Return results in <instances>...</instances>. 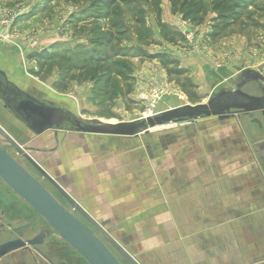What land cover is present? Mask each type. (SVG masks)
<instances>
[{"label": "rangeland", "instance_id": "rangeland-1", "mask_svg": "<svg viewBox=\"0 0 264 264\" xmlns=\"http://www.w3.org/2000/svg\"><path fill=\"white\" fill-rule=\"evenodd\" d=\"M97 1L0 0V67L10 80L52 105L67 108L86 125L132 122L156 116L171 107L205 104L219 92L236 90L243 80V71L264 67V3H257V0L244 8L239 22L222 36L213 38L210 35L214 14H209L202 25L194 26L183 21L179 14H171L169 1L161 0L158 18L170 29L168 39L162 37L157 15L149 8L147 0H114V4L106 8ZM258 8L262 9L261 13L257 12ZM254 12L257 15L253 16ZM141 35L144 40L139 42ZM171 38L175 39L174 42ZM87 51L103 60L98 70L89 58L84 57L82 52ZM52 53L55 58L50 66L40 67L44 63L38 60V56ZM142 54L159 56L171 63L164 67L160 59L151 60ZM259 57L262 61L256 59ZM66 58L72 59L78 67L62 79ZM58 63L63 66L59 67ZM81 68L87 70L85 75L79 72ZM238 68L242 70L237 71ZM107 69L110 82L105 83L104 77L98 81L100 74ZM39 70L38 77L35 74ZM142 74L151 75L145 79ZM187 81L189 85L185 84L183 91L180 85ZM242 91L260 95L255 84L244 86ZM260 121L259 114L250 113L225 121L216 117L202 119L192 125L223 127L227 136L226 157L250 159L256 155L251 153L246 132H257ZM0 126L90 213L82 201V191L76 186L75 172L84 168L74 162L63 163L59 151L50 153L54 145L51 132L34 137L3 109L1 103ZM176 127L171 124L151 132L166 133ZM0 146L9 147L1 136ZM66 153L72 156L70 151ZM150 169L147 166L146 172ZM147 203L150 205V200ZM0 211L8 214L3 220L4 227L0 229V244L17 237L28 238L36 230L32 228L24 235L12 232V228L36 218V214L1 180ZM130 212H127L129 222L116 220L117 217L111 214L94 217L102 224L104 234L121 244L140 264H162L155 259V254L166 251L168 257L169 246L143 244L139 239L143 232L139 231L138 223L132 221L138 216ZM128 227L132 229H125ZM45 230L49 232V239L58 242L57 249L64 256L52 255L56 264H87L75 257V251L50 227L45 225ZM174 251L177 253L175 247ZM43 252L51 254L53 250L48 248ZM179 252L181 264H184V247ZM0 264L44 263L33 253L20 251L5 256Z\"/></svg>", "mask_w": 264, "mask_h": 264}, {"label": "crops", "instance_id": "crops-1", "mask_svg": "<svg viewBox=\"0 0 264 264\" xmlns=\"http://www.w3.org/2000/svg\"><path fill=\"white\" fill-rule=\"evenodd\" d=\"M251 69L264 76V67ZM150 75L142 74L145 79ZM260 119L257 132H246L256 155L250 159L227 158L223 127L203 126L149 131L152 158L138 137L91 138L67 131L51 132L49 151H59L63 163L83 166L75 172L76 186L93 216L111 214L129 222L131 210L138 216L132 221L143 232V244L169 246V258L166 251L155 254L160 263L181 264L184 247V264H264V117ZM69 151L72 156L66 155Z\"/></svg>", "mask_w": 264, "mask_h": 264}, {"label": "water", "instance_id": "water-1", "mask_svg": "<svg viewBox=\"0 0 264 264\" xmlns=\"http://www.w3.org/2000/svg\"><path fill=\"white\" fill-rule=\"evenodd\" d=\"M243 80L234 91H222L205 104L182 105L146 116L132 122L115 124L84 125L68 109L49 105L23 89L7 76L0 67V103L34 137H41L46 132L67 131L86 136H110L131 138L138 137L146 146L151 141V130L167 125L189 129L198 120L216 117L219 121L235 116L259 113L264 117V77L260 72L246 70ZM248 84H255L260 95H250L242 91ZM69 124L66 128L64 125ZM0 136L14 149L0 146V180L25 204H27L55 232L61 241L71 247L87 264H140L121 244L112 237L95 235V232L83 221L69 212L55 197L58 194L87 224L95 229H102L93 215L72 194L60 185L37 160L0 126ZM148 141V142H147ZM16 151V152H15ZM38 173L32 175L27 162ZM23 166H21V165ZM57 192V194L55 193ZM55 196H53L52 194ZM18 229H13L16 232ZM46 233L22 240L14 239L0 244V260L19 250L41 246ZM108 238V243L106 242Z\"/></svg>", "mask_w": 264, "mask_h": 264}, {"label": "trees", "instance_id": "trees-1", "mask_svg": "<svg viewBox=\"0 0 264 264\" xmlns=\"http://www.w3.org/2000/svg\"><path fill=\"white\" fill-rule=\"evenodd\" d=\"M160 1L161 0H147V2L150 3L149 8L153 12H155L157 15L156 16L157 25L161 30L162 37L164 39H168L169 37L168 33L170 29L167 26L163 25L158 18V14L160 12V7H159ZM168 1L170 3L171 14L173 15L179 14L183 21H188L194 26L202 25L205 22V19L207 18L209 14H214L215 17L212 20L214 23L213 32L210 35L212 38L222 36L226 32V30H228L234 24L239 22L241 20V12L244 10V8L245 7L248 8V6L251 3L255 2V0H250V2H247L246 0H168ZM97 2L102 3L104 5V8L109 7L110 5L114 4V0H98ZM260 2L264 3V0H257V3H260ZM261 11L262 9L258 8L257 12L261 13ZM257 12H254L253 16L257 15ZM172 35L175 36V34H172ZM138 40L139 42L144 40L142 35L141 37L139 36ZM174 40H175L174 38H171V41L174 42ZM82 53L83 55H85L84 56L85 58H89V60H91V62H93V64L97 66L96 67L97 70L99 69L101 65H103L102 64L103 60H101V58L95 57L94 52H93V55L91 54V52H88V51L82 52ZM54 55H55L54 53L39 55L38 60L44 63V64H41L40 67H42V65L50 66V64L55 58ZM144 56L151 60L160 59L164 67H166L169 63H171V62H168L167 60L165 61L159 56L157 57L147 56V55H144ZM65 64H66L64 67L65 72H64V76H62V79H64L66 75L71 73L72 72L71 70H74L76 69V67H78L76 64L72 62V59L70 58H66ZM58 65L59 67H62L63 63L62 64L58 63ZM79 72L82 73V75H85L87 73V70L85 68H81L79 69ZM108 74L110 75L109 69L105 70L104 73L100 74L101 78H99L98 81L99 80L101 81L104 77L105 83L110 82ZM35 75L39 77L40 70ZM114 76H119V74H114ZM98 81L96 80V82ZM57 84L58 83L54 84V86H57ZM185 84L189 85V82L187 81L186 83L180 85L183 91L185 90Z\"/></svg>", "mask_w": 264, "mask_h": 264}, {"label": "flooded vegetation", "instance_id": "flooded-vegetation-1", "mask_svg": "<svg viewBox=\"0 0 264 264\" xmlns=\"http://www.w3.org/2000/svg\"><path fill=\"white\" fill-rule=\"evenodd\" d=\"M18 85V84H17ZM20 86V85H19ZM21 87V86H20ZM23 89V91L33 95L34 93H32V91L30 90H25L23 87H21ZM34 96V95H33ZM35 97V96H34ZM37 98V97H36ZM40 100V99H39ZM42 101V100H41ZM43 102L49 104V105H52L46 101L43 100ZM53 106H59V105H53ZM59 107H62V106H59ZM83 123V122H82ZM84 124V123H83ZM86 125V124H84ZM66 128H69L70 125L69 124H65L64 125ZM9 145V144H8ZM10 148H12L10 145H9ZM5 149V148H4ZM13 149V148H12ZM6 150V149H5ZM14 150V149H13ZM16 152V151H15ZM20 155V154H19ZM23 159L24 157L22 155H20ZM25 160V159H24ZM26 161V160H25ZM27 162V161H26ZM27 166H29V169H26L31 175L32 173L29 171L31 170L33 173H36L38 174L33 168L32 166L27 162ZM21 165V164H20ZM40 165V164H39ZM22 166V165H21ZM41 166V165H40ZM23 167V166H22ZM42 167V166H41ZM55 193L57 194V192L55 191ZM52 194V193H51ZM53 195V194H52ZM54 196V195H53ZM57 197H55L69 212H71L74 216H76L79 220L83 221L87 226H89L94 232H95V235L96 236H102V233H105V231L103 230V227L101 226V230L99 229H95L94 227H92L91 225L87 224L73 209H71V207L57 194L56 195ZM31 209V208H30ZM32 210V209H31ZM9 210H7L6 213H8ZM33 211V210H32ZM5 211H0V221L2 223H0V229L2 227H4V224H3V220L5 219V217H7L8 214H6ZM36 214V213H35ZM38 215L36 214V218H32V219H29L27 220L26 222L20 224L19 226H17L16 228H12L13 229H18L16 232H13V233H16V234H20V235H24L25 232L27 231H30L32 230V228H36V230L33 232V234L29 235L28 238H21V237H17L15 239H22V240H26V239H30V238H33L35 236H37L40 232L41 233H46V237L43 241V244L41 246H37V249L40 251V253H37L34 251V248H29V249H24L23 251H27V252H30L31 254L33 253V255L37 256L40 260L43 261L44 264H56L55 263V259L52 258V255H59V257L63 258L64 256L61 255V252L58 251L57 247H58V242L54 239H49V232L45 230V225L48 226L46 224V222L41 218V217H37ZM6 221V220H5ZM44 221V222H43ZM7 227H11V224L10 223H6ZM37 226V227H36ZM49 227V226H48ZM19 235V236H20ZM60 239V238H59ZM12 240V239H11ZM14 240V239H13ZM10 241V240H9ZM108 241V238H106V242ZM108 243V242H107ZM66 244V243H65ZM109 244V243H108ZM67 245V244H66ZM68 246V245H67ZM50 248L51 250H53V252H51V254L49 253H44L43 250L45 249H48ZM71 248V247H70ZM42 249V250H41ZM72 249V248H71ZM76 253V252H75ZM75 257H77L78 259H82L77 253L75 255ZM4 259V258H2ZM1 259V260H2ZM83 260V259H82ZM63 264V262H62ZM67 264V263H65Z\"/></svg>", "mask_w": 264, "mask_h": 264}, {"label": "bare ground", "instance_id": "bare-ground-1", "mask_svg": "<svg viewBox=\"0 0 264 264\" xmlns=\"http://www.w3.org/2000/svg\"><path fill=\"white\" fill-rule=\"evenodd\" d=\"M110 124H114L113 122H110ZM36 161V160H35ZM38 163V162H37ZM39 164V163H38Z\"/></svg>", "mask_w": 264, "mask_h": 264}]
</instances>
